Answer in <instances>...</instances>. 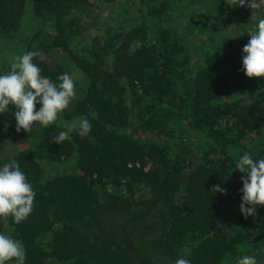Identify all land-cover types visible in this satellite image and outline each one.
Masks as SVG:
<instances>
[{"label": "trees", "instance_id": "trees-1", "mask_svg": "<svg viewBox=\"0 0 264 264\" xmlns=\"http://www.w3.org/2000/svg\"><path fill=\"white\" fill-rule=\"evenodd\" d=\"M96 1L120 9L93 17ZM256 2L0 0V74L39 51L42 76L68 73L76 85L48 127L18 133L15 107L0 114V167L18 161L36 193L26 220L0 218L25 264H160L152 252L166 264L263 263L264 206L242 216L235 168L244 154L264 158V78L241 70L248 31L264 18ZM23 26L34 29L25 49ZM78 117L91 132L52 143Z\"/></svg>", "mask_w": 264, "mask_h": 264}, {"label": "clouds", "instance_id": "clouds-1", "mask_svg": "<svg viewBox=\"0 0 264 264\" xmlns=\"http://www.w3.org/2000/svg\"><path fill=\"white\" fill-rule=\"evenodd\" d=\"M238 7L256 8V0H231ZM256 23L248 31V43L243 47L242 68L249 78H264V18L257 17ZM44 54L28 51L12 57L10 70L0 74V114L8 111L11 104L16 132H30L33 125L48 127L54 124L58 115L68 108L76 96V85L68 73L57 77L59 83L41 75L40 67L33 62ZM39 104V110L36 105ZM92 125L85 117L74 119L68 131H61L52 137V143L62 144L69 139V133L76 132L85 137L91 132ZM235 168L242 174V193L240 212L247 219L256 215L257 206H264V158L253 159L244 154L235 163ZM213 194H226V189L218 185L211 188ZM36 193L28 182L18 161L5 163L0 167V218L11 217L16 224L26 220L32 213ZM26 251L20 240L11 235L0 233V264H25ZM174 264H191L186 258L177 259ZM238 264H257L253 256H244Z\"/></svg>", "mask_w": 264, "mask_h": 264}, {"label": "rangeland", "instance_id": "rangeland-1", "mask_svg": "<svg viewBox=\"0 0 264 264\" xmlns=\"http://www.w3.org/2000/svg\"><path fill=\"white\" fill-rule=\"evenodd\" d=\"M120 2L119 1H116V2H114V3H112V4H107V3H101V2H95V5L92 7V10H93V17H99L100 19H104L103 18V16L102 15H115V12L117 11V10H119L120 9V7H118V5L117 4H119ZM25 13H24V15L25 16H23L24 18L26 17V15L29 13V10H30V12H31V2L30 1H27V3H26V6H25ZM116 10V11H115ZM32 13V12H31ZM33 16H34V18H36V16L34 15V14H32ZM37 19V18H36ZM105 19H107V21H105L106 23H109L110 21H111V19L110 18H105ZM93 20H95V18L93 19ZM35 28V27H34ZM34 30V29H33ZM33 30L30 32V31H27V28H25V26H23V29H22V27H21V29H20V31L18 32V34H17V36H18V38L20 39V40H18L19 42L21 41H23L24 40V49H25V44H26V41H27V39H28V37L31 35V33L33 32ZM93 34H95V29L94 28H92V27H90L89 29H87L85 32H84V35H85V37H88V36H91V35H93ZM17 36H15V37H17ZM14 37V38H15ZM84 37V38H85ZM13 38V39H14ZM84 38H82V39H80L79 40V43L80 44H82L83 43V40H84ZM79 44V45H80ZM11 45L13 46V48H16V42L14 41V42H12L11 44H10V47H11ZM16 45V46H15ZM8 47V46H7ZM14 51V50H13ZM6 54H4V57H3V60H1L2 62L4 61V58H8L10 55H12V53H10V51H7V52H5ZM13 53H15V52H13ZM6 60V59H5ZM152 254V256L154 257V258H156L159 262H160V264H166L165 263V261L162 259V257L158 254V253H156V252H152L151 253ZM247 256H253V257H255V258H258L257 257V255L256 254H247ZM263 263H258L257 262V264H264V261H262Z\"/></svg>", "mask_w": 264, "mask_h": 264}]
</instances>
